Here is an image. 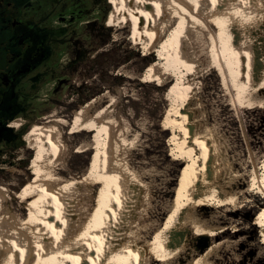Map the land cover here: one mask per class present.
Returning a JSON list of instances; mask_svg holds the SVG:
<instances>
[{"label": "rangeland", "instance_id": "374dc122", "mask_svg": "<svg viewBox=\"0 0 264 264\" xmlns=\"http://www.w3.org/2000/svg\"><path fill=\"white\" fill-rule=\"evenodd\" d=\"M30 3V7L24 8V15L36 24L38 32L51 33L54 39L52 57L40 69L48 67L54 73L43 74L44 79L35 90L25 83L26 86L19 87L26 97L21 98L26 109L17 114L19 126L8 133L11 139L0 141V186H6L10 195L5 196L1 214L8 218L5 219L9 225L15 226L17 222L20 227V220L28 215L20 196L37 176L39 145L30 138L35 125H45L51 115L54 120L66 121L65 125H57L56 136L63 150L57 166L62 180L81 179L98 166L100 149L107 142L105 133L100 135L91 129L71 132L80 110L96 100L87 117L107 110L102 121L111 124L110 133L114 134L111 133L113 141L110 139L114 153L111 155L127 172L125 185L130 188L126 190L135 200L130 204L133 209L128 210L131 215L122 226L126 231L120 232L127 241L140 243V247L147 245L173 214L178 187L191 163L189 151L181 142L197 134L210 138L216 145L217 164L222 171L220 180L229 181L227 185L230 181L238 183L240 190L236 204L215 202L218 206L199 210L200 217L211 226L223 229L213 240L222 247L212 255V263L264 264V237L258 225L264 211V192L253 186L257 179L264 187V107L254 106L253 101L250 104L251 100L239 101L241 75L238 77L233 62L219 59L220 37L216 43L210 30H191V39L185 38L183 51L194 67L179 63L173 66L162 58L164 51H159L177 19L163 30L156 43L147 36V42H151L147 46L144 40L134 37L138 22L117 21L121 0H31ZM212 27L218 36V26ZM171 33H175V28ZM156 63L159 66L155 71ZM187 81L191 83V91L183 88ZM256 91L259 96V90ZM184 111H191L190 120L182 116ZM22 129H25L24 145L18 146L16 136ZM99 139L104 145L98 146ZM195 151L194 158L199 154V150ZM92 185L76 195L75 204L79 203L78 208L84 213L75 219L74 226L94 219L102 204L108 203L106 184L99 181ZM191 232L189 246L175 259V264L190 263L197 256L193 255L196 249L192 246L195 238ZM27 235L31 241L30 233ZM157 259L154 256L152 264L162 263Z\"/></svg>", "mask_w": 264, "mask_h": 264}, {"label": "bare ground", "instance_id": "6f19581e", "mask_svg": "<svg viewBox=\"0 0 264 264\" xmlns=\"http://www.w3.org/2000/svg\"><path fill=\"white\" fill-rule=\"evenodd\" d=\"M173 19L178 20L173 27L175 33H171L173 28H169V38L159 51H164L162 58L166 62L173 66L179 63L189 68L194 67L183 51L185 38L191 39L190 31L200 28L202 31L210 30L216 34L212 27L216 24L219 35L212 34L211 39L218 43L220 37L222 41L219 59L223 62H233L238 77L241 75L243 85L239 101L251 100L250 104L253 101L254 106L264 107V0H121L118 8L117 21L121 24L128 21L138 22L139 28L134 37L144 40L147 46H151L152 41L157 42ZM149 35L152 37L151 42H147ZM259 53H262L261 56ZM158 66L159 63H156L155 71ZM190 81L185 82L186 85L183 83L185 91H191ZM256 90H259V96ZM95 102L96 100L91 101L80 110L71 132L82 133L91 129L100 135L105 133L104 141L107 142L103 150L98 147L101 154L98 166L81 179L65 181L57 174L58 162L63 153L56 137L57 125H65L64 119L54 120L52 118L55 116L51 115L48 117L51 120H47L46 124L54 125H35L31 130L30 138L38 141L39 145L35 171L37 176L34 181L29 182L25 194L20 196V201L27 205L28 212L26 218L20 220V227L13 221L15 226H10L8 218L2 217L1 206L6 200L5 196L10 195L6 186H0V264H108L111 261L118 264H152L154 256L163 264H175V259L189 246L187 242L191 230L196 240L204 238L211 241L203 251L195 248L193 255L197 256L187 264H213L212 255L222 247L221 243H214L213 240L223 229L211 226L200 217L199 210L204 206L236 204L240 191L238 183L235 182L237 185H234L230 181L227 185L229 181L220 180L222 171L217 164L219 158L216 145L210 138L197 134H193L191 140L185 139L181 142L185 150L189 151L191 163H188L178 187L176 207L155 237L148 241L147 245L140 247V243L127 241L123 237L124 234H121L126 231L122 226L131 215L128 210H131L130 204L134 199L126 190L127 187L130 188V185H125L126 171L122 170L118 159H113V142L110 141L112 131L110 133L108 126L111 124L106 125L107 123L102 121L107 110L103 109L95 116L87 117L88 109ZM184 112L182 116L190 120L191 111ZM100 139L98 146L102 144ZM195 150H199L196 158L193 157ZM80 151L82 150L78 152ZM99 181L106 184L105 197L108 203L102 204L103 208L94 219L88 223L84 220L81 224L78 222L80 225L75 227V219L84 213L80 212L79 203L75 204L77 193L84 187H93L92 183ZM259 182L256 179L253 186L264 192V187ZM86 212H89V209ZM258 225L264 237V211ZM27 233H30L33 243Z\"/></svg>", "mask_w": 264, "mask_h": 264}, {"label": "flooded vegetation", "instance_id": "af4514ba", "mask_svg": "<svg viewBox=\"0 0 264 264\" xmlns=\"http://www.w3.org/2000/svg\"><path fill=\"white\" fill-rule=\"evenodd\" d=\"M30 2L0 0V141L7 138L9 129L19 126L17 114L26 109L19 87L25 83L35 90L43 74L54 73L48 67L40 69L52 57L54 39L51 33L38 32L24 15Z\"/></svg>", "mask_w": 264, "mask_h": 264}, {"label": "water", "instance_id": "95a60500", "mask_svg": "<svg viewBox=\"0 0 264 264\" xmlns=\"http://www.w3.org/2000/svg\"><path fill=\"white\" fill-rule=\"evenodd\" d=\"M195 243V248L199 251H203L205 248H207L209 246V240L208 239H197V240H193Z\"/></svg>", "mask_w": 264, "mask_h": 264}, {"label": "trees", "instance_id": "16d2710c", "mask_svg": "<svg viewBox=\"0 0 264 264\" xmlns=\"http://www.w3.org/2000/svg\"><path fill=\"white\" fill-rule=\"evenodd\" d=\"M151 62L153 61L154 62V60H153V58H151V60H150ZM155 63V62H154ZM119 79V78H118ZM121 80V79H120ZM142 86L144 87V85L142 84ZM158 88H162V87H158ZM11 132V130L9 129L8 130V133H10ZM25 133V129H22V131H19L18 133H17V138H18V146H23L24 145V143H23V141H22V136H23V134ZM11 139V137H9V134H7V140L9 141Z\"/></svg>", "mask_w": 264, "mask_h": 264}]
</instances>
